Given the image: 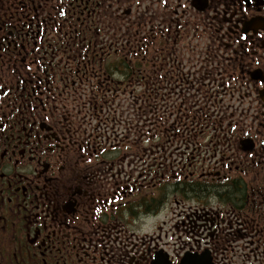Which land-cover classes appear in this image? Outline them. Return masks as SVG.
<instances>
[{
    "label": "flooded vegetation",
    "instance_id": "af4514ba",
    "mask_svg": "<svg viewBox=\"0 0 264 264\" xmlns=\"http://www.w3.org/2000/svg\"><path fill=\"white\" fill-rule=\"evenodd\" d=\"M141 76L169 85L155 153L90 123L126 131ZM207 253L264 264V0H0V264Z\"/></svg>",
    "mask_w": 264,
    "mask_h": 264
},
{
    "label": "built area",
    "instance_id": "2783aa9c",
    "mask_svg": "<svg viewBox=\"0 0 264 264\" xmlns=\"http://www.w3.org/2000/svg\"><path fill=\"white\" fill-rule=\"evenodd\" d=\"M168 86L133 88L129 94L122 96L129 133L135 134L143 126L149 128L159 124H165L168 131L172 128L167 96ZM178 88V85L172 86L173 90ZM90 123L95 132L103 137H120L121 133L125 132L120 124L106 120L105 117L93 118ZM177 124L183 127L184 122L178 121Z\"/></svg>",
    "mask_w": 264,
    "mask_h": 264
},
{
    "label": "rangeland",
    "instance_id": "374dc122",
    "mask_svg": "<svg viewBox=\"0 0 264 264\" xmlns=\"http://www.w3.org/2000/svg\"><path fill=\"white\" fill-rule=\"evenodd\" d=\"M105 119H107V117L105 118ZM147 128H148V126L144 129H142V132L141 131H137V133H135V134H132V140H137V141H139V142H141L142 141V139H144L143 141H142V144H145V147L146 148H148V149H150V151H151V153H155L156 151H160V150H158L157 149V146H158V140L156 139L157 138V136H158V134H155L156 135V137H155V139H154V141L153 142H150V143H148V139H151L152 138V135L151 134H149L150 132V130L148 129V131H147ZM93 130V129H92ZM147 134V136H145L144 134ZM127 134L125 133V132H122L121 133V136L120 137H123V136H126ZM138 135V137H136ZM144 141H145V143H144ZM163 142V141H162ZM161 141L159 142V144H160V146L161 147H165V148H167L168 147V144L167 145H165L164 143H162ZM150 153V154H151ZM147 156V155H146ZM157 157H158V155H157ZM162 157H164L163 156V154H162Z\"/></svg>",
    "mask_w": 264,
    "mask_h": 264
},
{
    "label": "trees",
    "instance_id": "16d2710c",
    "mask_svg": "<svg viewBox=\"0 0 264 264\" xmlns=\"http://www.w3.org/2000/svg\"><path fill=\"white\" fill-rule=\"evenodd\" d=\"M139 85L143 86V87H148V77H143V76L139 77ZM132 90H133V88L123 89V92H122L121 96L129 94L130 91H132Z\"/></svg>",
    "mask_w": 264,
    "mask_h": 264
},
{
    "label": "water",
    "instance_id": "95a60500",
    "mask_svg": "<svg viewBox=\"0 0 264 264\" xmlns=\"http://www.w3.org/2000/svg\"><path fill=\"white\" fill-rule=\"evenodd\" d=\"M201 259H202L201 263H199L198 260H197V262H195V264H211V259L208 258V253L206 255H203ZM186 261H187V259H186Z\"/></svg>",
    "mask_w": 264,
    "mask_h": 264
}]
</instances>
